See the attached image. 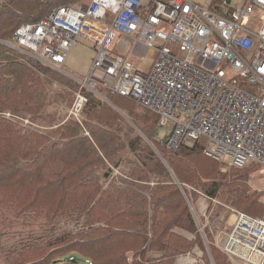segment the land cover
I'll list each match as a JSON object with an SVG mask.
<instances>
[{
	"label": "trees",
	"instance_id": "16d2710c",
	"mask_svg": "<svg viewBox=\"0 0 264 264\" xmlns=\"http://www.w3.org/2000/svg\"><path fill=\"white\" fill-rule=\"evenodd\" d=\"M81 1L0 5V237L12 230L30 235L19 251L3 255V264H175L196 245L208 261L203 238L212 235L198 226L190 203L201 191L211 201L220 197L242 213L262 216L261 192H250L247 166L221 171L203 153V138L169 149L167 135L157 137L155 113L99 85L116 108L86 91L83 120L62 119L49 108L69 107L71 94L51 87L74 82L5 43L22 23ZM19 116L30 124L22 125ZM75 216L74 233L48 235L56 219ZM150 253L158 256L148 258ZM210 253L215 264L227 258L214 247Z\"/></svg>",
	"mask_w": 264,
	"mask_h": 264
},
{
	"label": "built area",
	"instance_id": "2783aa9c",
	"mask_svg": "<svg viewBox=\"0 0 264 264\" xmlns=\"http://www.w3.org/2000/svg\"><path fill=\"white\" fill-rule=\"evenodd\" d=\"M78 38L95 50L82 85L155 113L169 149L203 138L205 156L224 167L264 165V0H82L22 23L8 44L62 69ZM85 102L77 93L66 118ZM231 216L221 251L232 264H264V214Z\"/></svg>",
	"mask_w": 264,
	"mask_h": 264
},
{
	"label": "rangeland",
	"instance_id": "374dc122",
	"mask_svg": "<svg viewBox=\"0 0 264 264\" xmlns=\"http://www.w3.org/2000/svg\"><path fill=\"white\" fill-rule=\"evenodd\" d=\"M143 52L145 54L146 60L151 61L153 52L151 50H147L145 47L143 48ZM94 55H95V50L93 45L85 39L78 38L75 44L72 45L67 55L66 62L62 67V69H56L59 73L64 74L65 77L72 80L75 84V87L65 86V84H62L58 81H54L52 84L51 90L53 93H58L61 92V90H64L68 94H71V104L69 107L67 105H66L67 107H65L63 104V106L54 105L49 108V110L51 111L57 110L58 112L57 115L60 116L62 119H65L68 113L70 112V109L74 101L76 100L77 93L83 95L86 98V102H87L88 96L86 94V91L92 92L98 98H100L101 101L116 108V106L109 100L108 98L109 95L104 90H102L103 88L98 86H89V85L83 86L81 83V81L85 80V77L88 73ZM131 59L137 65L142 66L144 63V56H141V58L137 60L136 56L132 55ZM144 66L146 67V63L144 64ZM19 118L20 120L22 119V117L20 116ZM73 118L80 121L83 120L82 110L78 118L74 116ZM24 119H26V117ZM129 122L135 127V125L130 120ZM31 126L40 129L45 128L44 126L37 123ZM156 131H157V137L161 141L168 134L169 129L166 127H157ZM253 163H250L247 166L248 168L247 180H246L247 186L250 192L252 191H256L259 193L261 192L260 201L264 203V165H260L257 163L253 164ZM219 169L221 171L230 170L229 167H224L220 163H219ZM115 172L117 173V170H115ZM190 208L194 214L198 226L206 227L210 231L212 238L210 240H207L203 235L208 261H206V258L203 257V251L198 245H196L192 249L190 254H186L183 257L192 259L193 262L191 264H215L212 255L210 253V247H214L216 250H218L221 253L220 245H221L222 236L224 235L225 231H227L230 228V223L233 220V217L231 216L232 210H236L239 212L242 211L238 210V208H236L231 203L225 202L224 199H221L220 197H217L215 200L211 201V199H208L201 191L199 198H197L193 204L190 203ZM77 218L78 217L75 216L74 218L63 217L56 219L53 225H51L48 228V235L51 238H57L68 233H74L78 227ZM15 231L16 230H12L11 233H5L2 238L0 237V264H3L4 260L6 259L5 256H3L5 255V253L19 251L22 244H24L25 241L27 240L25 238L30 236L26 234L20 235V233H15ZM26 231L29 232L30 229L29 230L26 229ZM40 232H43V230H41ZM177 232L189 240L193 239L194 237L189 232H185L182 230H177ZM155 256H158V254L150 253L148 255V258H152ZM184 258L178 260V264H186L185 262L181 261ZM224 258L225 261L223 262V264L225 262H226L225 264H232L231 261L228 259V257L226 258L224 256ZM64 264H88V263H86V260H79L76 263L69 261V262H65ZM175 264H177V260L175 261Z\"/></svg>",
	"mask_w": 264,
	"mask_h": 264
},
{
	"label": "bare ground",
	"instance_id": "6f19581e",
	"mask_svg": "<svg viewBox=\"0 0 264 264\" xmlns=\"http://www.w3.org/2000/svg\"><path fill=\"white\" fill-rule=\"evenodd\" d=\"M184 260L187 262V264H191L193 262V260L190 258H185Z\"/></svg>",
	"mask_w": 264,
	"mask_h": 264
},
{
	"label": "crops",
	"instance_id": "0c3cea01",
	"mask_svg": "<svg viewBox=\"0 0 264 264\" xmlns=\"http://www.w3.org/2000/svg\"><path fill=\"white\" fill-rule=\"evenodd\" d=\"M85 1H87V0H85ZM1 4H3V0H0V5H1ZM184 259H185V258H184ZM184 259L181 260V261H182V262H185V263L187 264V262H186Z\"/></svg>",
	"mask_w": 264,
	"mask_h": 264
},
{
	"label": "water",
	"instance_id": "95a60500",
	"mask_svg": "<svg viewBox=\"0 0 264 264\" xmlns=\"http://www.w3.org/2000/svg\"><path fill=\"white\" fill-rule=\"evenodd\" d=\"M5 43H7L8 44V42H5ZM9 45V44H8Z\"/></svg>",
	"mask_w": 264,
	"mask_h": 264
}]
</instances>
